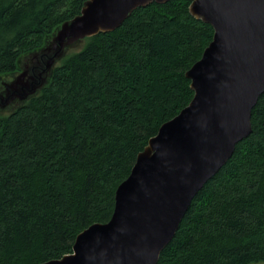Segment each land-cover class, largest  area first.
<instances>
[{"label":"trees","instance_id":"trees-1","mask_svg":"<svg viewBox=\"0 0 264 264\" xmlns=\"http://www.w3.org/2000/svg\"><path fill=\"white\" fill-rule=\"evenodd\" d=\"M86 1L0 0V74L17 72ZM190 4L137 8L65 55L37 95L0 112V264L61 258L80 232L110 220L139 152L194 96L186 73L214 29ZM252 125L158 264H264V94Z\"/></svg>","mask_w":264,"mask_h":264},{"label":"water","instance_id":"water-1","mask_svg":"<svg viewBox=\"0 0 264 264\" xmlns=\"http://www.w3.org/2000/svg\"><path fill=\"white\" fill-rule=\"evenodd\" d=\"M170 0H87L31 64L2 83L0 110L37 95L56 63L85 38L119 28L139 7ZM213 39L187 71L194 96L139 152L109 221L80 232L73 251L40 264H158L199 191L253 132L264 94V0H190Z\"/></svg>","mask_w":264,"mask_h":264},{"label":"rangeland","instance_id":"rangeland-1","mask_svg":"<svg viewBox=\"0 0 264 264\" xmlns=\"http://www.w3.org/2000/svg\"><path fill=\"white\" fill-rule=\"evenodd\" d=\"M58 29V28H57ZM57 29L54 31L53 34H51L50 36L47 37V39L45 40L44 42V45L38 49V50H35L33 52H30V53H26L24 55H22L20 58H19V70L15 73H4V74H0V90L2 89V83L5 82V81H10L12 80L17 74H19V72H21L26 65H28L29 63L31 64L32 60H33V54L35 52H41V50L44 49V47L47 45V43L52 39V37L55 35ZM85 44V41H80V42H77L75 45L71 46L68 50H67V54L72 52V51H75V50H80L83 48ZM66 54V55H67ZM60 61H58L56 63V65L59 64ZM55 65V66H56ZM51 77V74L49 75V78ZM49 80V79H48ZM14 107H10V108H7L5 110H0V112H3V113H8L9 111H11Z\"/></svg>","mask_w":264,"mask_h":264}]
</instances>
